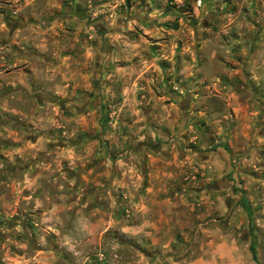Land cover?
Returning <instances> with one entry per match:
<instances>
[{
  "label": "rangeland",
  "instance_id": "1",
  "mask_svg": "<svg viewBox=\"0 0 264 264\" xmlns=\"http://www.w3.org/2000/svg\"><path fill=\"white\" fill-rule=\"evenodd\" d=\"M0 27L36 78L0 92V264H264V0H0Z\"/></svg>",
  "mask_w": 264,
  "mask_h": 264
},
{
  "label": "crops",
  "instance_id": "2",
  "mask_svg": "<svg viewBox=\"0 0 264 264\" xmlns=\"http://www.w3.org/2000/svg\"><path fill=\"white\" fill-rule=\"evenodd\" d=\"M3 31V28L0 27V33ZM8 30L6 38L0 37V51L2 48H6V54L0 53V92L4 90H17L20 88L26 90L27 92L33 89V79L32 75L35 73V67L30 69L32 74L28 72V69L23 66L21 59L17 55L15 48L23 47L24 44L22 41L16 38V33ZM22 44V45H21ZM32 67V66H31ZM38 87V86H36ZM7 88V89H5ZM4 92V91H3Z\"/></svg>",
  "mask_w": 264,
  "mask_h": 264
},
{
  "label": "trees",
  "instance_id": "3",
  "mask_svg": "<svg viewBox=\"0 0 264 264\" xmlns=\"http://www.w3.org/2000/svg\"><path fill=\"white\" fill-rule=\"evenodd\" d=\"M255 238V237H254ZM254 241H255V239H254ZM253 241V242H254ZM250 250H251V252H252V256H253V258H255V248H254V246H253V244L250 246Z\"/></svg>",
  "mask_w": 264,
  "mask_h": 264
},
{
  "label": "built area",
  "instance_id": "4",
  "mask_svg": "<svg viewBox=\"0 0 264 264\" xmlns=\"http://www.w3.org/2000/svg\"><path fill=\"white\" fill-rule=\"evenodd\" d=\"M175 2H181L182 0H174Z\"/></svg>",
  "mask_w": 264,
  "mask_h": 264
}]
</instances>
